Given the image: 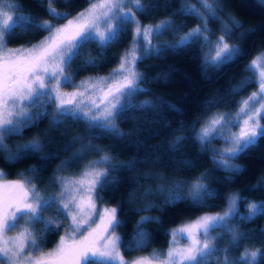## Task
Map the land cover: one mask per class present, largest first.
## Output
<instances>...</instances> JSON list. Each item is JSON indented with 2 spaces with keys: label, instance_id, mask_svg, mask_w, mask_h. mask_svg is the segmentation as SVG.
<instances>
[{
  "label": "snow or ice",
  "instance_id": "1",
  "mask_svg": "<svg viewBox=\"0 0 264 264\" xmlns=\"http://www.w3.org/2000/svg\"><path fill=\"white\" fill-rule=\"evenodd\" d=\"M199 2L205 11L195 5L185 10L199 17L202 23L180 36L177 44L170 47H183L203 40L209 46L206 63L218 67L235 60L242 53L228 42L231 31L226 22H222V34L214 42L210 39L208 19H217L219 0ZM48 4L50 15L55 18L63 16L67 23L55 25L49 20L40 22L39 18L31 15L14 14L18 6L9 0H0V151L5 153L4 158L9 162L40 151L38 138L17 145L15 151L4 141L12 135H19L40 115L39 109L45 108L48 102L53 105L51 126L65 119H84L90 128H101L118 137H123L124 133L119 130L116 121L126 108L150 106L147 101L141 105L131 104V98L143 91L138 83L142 74L137 71L136 65L142 58L159 53L160 49L152 44V38L154 34L166 31L169 21L142 25L137 18V12L145 14L146 11L142 0H89V6L71 19L67 18V13L57 12L52 7V0H48ZM128 24L134 25L132 41L109 76L89 77L75 85L74 91H61L62 85L71 82L66 69L81 55V49L90 41H95L102 49L106 48L120 39ZM17 29L21 34L39 30L46 31L48 35L30 46L8 48L7 40ZM94 64V58L84 61V66ZM249 68L264 69V52L253 58ZM243 87L244 84H241L233 91L238 92ZM32 108L38 111L32 113ZM233 115V124L239 126V132L223 135L222 130L231 116L219 113L205 121L198 132L193 129V138L203 148L220 134L227 146L216 153L219 159L213 162L218 168L238 173L239 166L230 163V160L264 138V124L261 123L264 118V70L259 72L258 91L243 99ZM83 139L76 137L73 142ZM183 139L185 137H177V142ZM87 147L91 149L92 145ZM134 163L129 162L125 167L131 169ZM63 167V164L59 166L60 169ZM114 167L112 157L105 151L99 160L89 161L78 177L54 176L52 179L58 184L59 192L48 195L42 194L30 178L7 181L0 171V264H95L94 257L104 258L105 264H209L213 257L216 264H264V246L244 247L239 256L232 253L233 248L240 247L241 242L247 239V234L240 232L233 223L234 218L251 220L264 215V202H261L249 203L247 217L241 216L238 211L241 197L238 194L227 197L226 207L221 212L202 215L171 230L172 241L166 253L153 251L148 256L126 261L120 252V237L115 234V229L121 224L117 217L118 209L104 207L98 210L94 198L105 186L115 183V178H109ZM183 187L177 184L175 188H161L160 191H168L166 202L172 203L181 199L172 193L179 192ZM188 187L193 201L197 203L205 194L213 195L203 183V174ZM53 206L56 215L44 216ZM60 217L70 219L64 228V235L59 237L53 249L44 251L37 242L38 238L42 239L43 232L50 231L53 224L56 228L62 227ZM153 219L155 217L145 216L138 222V249L143 247L147 238L142 226ZM20 220H23L22 225L17 223ZM36 224L44 225L39 230V237L34 228ZM17 227L20 228L17 235L6 236L8 231ZM217 230L229 237L228 245L223 249L217 244L223 235H212ZM178 236L187 240L184 246H178ZM26 241L32 251H25Z\"/></svg>",
  "mask_w": 264,
  "mask_h": 264
},
{
  "label": "trees",
  "instance_id": "2",
  "mask_svg": "<svg viewBox=\"0 0 264 264\" xmlns=\"http://www.w3.org/2000/svg\"><path fill=\"white\" fill-rule=\"evenodd\" d=\"M10 1L18 6L15 12L18 15H31L39 18L40 22L49 20L55 25L65 19L50 15L48 0ZM142 3L145 14L137 12L141 24L167 20L169 27L154 38L159 53L142 58L136 65L142 74L138 83L143 91L131 98V104L141 105L147 101L150 106L130 107L122 112L116 123L124 136L118 137L101 128H90L83 119H65L51 126L53 111L47 105L19 135H12L4 141L15 151L17 145L38 138L41 144L38 153L9 162L4 158L5 153L0 151V170L5 178H30L44 195L56 192L52 178L60 173L59 166L64 165V172H76L89 161L99 160L106 151L115 165L109 175L110 179L115 178V183L97 192L95 199L99 206L118 209L117 217L121 224L115 229V234L120 237V252L125 260L150 255L153 251L162 252L170 241L173 227L199 214L220 211L232 193L241 197L238 211L244 217L248 215L243 209L244 201L264 202V138L230 160L239 166L238 173L218 168L213 162L215 154L207 145L202 148L193 138V129L197 131L201 117L233 106L239 94L233 90L241 85L246 62L254 54L264 51V3L259 0H219L220 9L237 22L229 40L241 50L242 55L218 67L205 62L201 41L170 47L199 24L198 17L185 10L192 0H142ZM88 4L89 0H52V7L58 13H67V18ZM46 33L28 30L21 34L17 29L7 40V46H27ZM131 35L132 25L128 24L120 39L106 48H100L95 41L88 42L66 73L72 81L108 74L118 64ZM89 58L95 59L94 66H84V61ZM76 137L84 139L74 143ZM177 137L185 139L177 142ZM89 144L91 149L87 147ZM77 153L81 155L77 156ZM133 161L131 169L125 167ZM201 174L208 192L213 195L205 194L197 203L193 201L188 186L201 178ZM177 184L184 187L172 195L181 199L167 203L169 192L162 193L160 189L175 188ZM43 215H56L55 206ZM145 216L155 219L143 224L147 238L143 247L138 249L136 228ZM233 223L240 232L247 234L240 247L232 249L234 256H239L244 247L264 246V215L251 220L236 217ZM43 227L42 224L34 225L38 237ZM61 229L53 224L50 231L43 232L42 239L38 238L39 246L51 247ZM215 232V235H223L217 244L219 248H225L229 237L219 230ZM209 264H216V258L213 257Z\"/></svg>",
  "mask_w": 264,
  "mask_h": 264
},
{
  "label": "rangeland",
  "instance_id": "3",
  "mask_svg": "<svg viewBox=\"0 0 264 264\" xmlns=\"http://www.w3.org/2000/svg\"><path fill=\"white\" fill-rule=\"evenodd\" d=\"M259 1L262 2V3H264V0H259ZM9 2H11V1L9 0ZM11 3H12V2H11ZM191 5H195L196 8L200 9L201 11H205V10L202 8V5L200 4L199 0H192V3L189 4V7H190ZM88 6H89V4H88L85 8H87ZM85 8H84V9H85ZM220 8H221V6H220ZM84 9H82V10H80V11H83ZM80 11H79V12H80ZM220 11H222V14H221V12L218 11L217 14H216V15H217V19H212L211 17H209V19H208V28L210 29V32H211V37H210V39H211L213 42L216 40V38H217L219 35L222 34V33H221V29H222L223 26H224V24H223L222 22H226V23L228 24V26H229L231 32L233 31V27H235V26L237 25V22L231 17V15H229L228 13H226L225 11H223V10H221V9H220ZM77 13H78V12H77ZM14 14H15V13H14ZM74 15H75V14H74ZM74 15H72L71 17H68V19H71ZM205 15H208V13L205 12ZM198 19H199V24H201L202 21L200 20L199 17H198ZM233 21H235L236 23H233ZM65 23H67V19H64L63 21H61L60 23H58V24H56V25H59V24H65ZM158 23H160V22H158ZM155 24H157V23H155ZM155 24H142V25H155ZM131 25H132V24H131ZM133 28H134V25H132V35H131V38H130V40L128 41V43H127L126 47L124 48V50L122 51V54H123L124 51H125L126 49H128L129 46H130V43H131V41H132V36H133ZM187 32H188V31H187ZM47 35H48V33L44 34L39 40H37L36 42H34V43H32V44H35V43H37V42L43 40L44 37L47 36ZM156 35H157V34H154V35H153V38H152V44H153V45H155V44H154V38H155ZM200 41H201V43H202V47H203V50H204V57H206V55H208V53H209V46L206 45V44L204 43L203 40H200ZM228 42H229L230 44H232L230 40H228ZM32 44H30V45H32ZM30 45H27V46H30ZM232 45H233V44H232ZM7 47H8V48H13V49H15V48H19V47H21V46H14V47H9V46H7ZM141 51H142V49H141ZM261 52H264V51H260V52H258V53H256V54H254V55H253V56H252V57L246 62L245 66H244V72H243L244 75H243L242 80H241V82H240L241 84H244V87H243L242 89L239 90V94H238V96L235 98L233 106H231L230 109L214 111V112H211V113H209V114H207V115L201 117V118L199 119V122H198V125H197V132L200 130L201 125H202L205 121L209 120L213 115H215V114H219V113H228V114H230V116H231L229 123L226 124V125H225V128L222 130V131H223V135H228L229 132H239V131H240L239 126H238V125H235V126H234V124H233V121L235 120V116H234L233 114H235V113L237 112L238 107H239V104H240V102H241L243 99H246V98H247L249 95H251V93H253L254 91H258V76H259V72H260L261 70H264V69L256 68V69L253 70V69H250V68H249V65H250L251 61L253 60V58H255L256 56H258ZM119 63H120V60H119L118 64H119ZM118 64H117V65H118ZM209 64L212 65L211 63H209ZM117 65H116L114 68H116ZM114 68H113V69H114ZM113 69H112V70H113ZM112 70H111L108 74H106V75H100V76H85V77H81V78L75 79V80H73V81L71 80V82H70L69 85H62V86H61V91H63V92H72V91L75 90V87H74V86L77 85V84H79L82 80H85V79H87V78H89V77H107V76H109V74L112 72ZM245 82H246V83H245ZM93 98H94V99H98V98L95 97V96H94ZM85 102L87 103V101H85ZM253 103L256 104L255 101H254ZM47 105L50 107V109H51V111H52L53 105L51 104V102H48ZM47 105H46V106H47ZM256 106H258V104H257ZM101 108H103V105H101ZM43 109H44V108H43ZM43 109H39V111H42ZM34 110H38V109H37V108H32V109H31V112L33 113ZM93 111H95V109H93ZM83 120H84V119H83ZM261 123L264 124V118L261 119ZM207 146L209 147L210 151H211L212 153L215 154V159H219V156H217L216 153H217L218 151L222 150V149H223L224 147H226L227 145H226L225 140L221 138V135H220V134H217L214 138H212V139L210 140V142L207 144ZM87 165H88V163H87L86 165L81 166L76 172H70V173H69V171L64 172L65 170H62V169H59V168H58V172H60V173H56V176H67V177H73V178L78 177V176L81 174V172L85 169V167H86ZM0 171H1V170H0ZM4 179L7 180V181H14V180H18V179H24V177H19V178H14V179H8V178H5V177H4ZM55 184H56V187H57L56 192H59V186H58V184H57L56 182H55ZM56 192H55V193H56ZM232 194H235V193H232ZM230 195H231V194H230ZM94 198H95V197H94ZM95 201H96V199H95ZM226 203H227V202H226ZM249 203H257V204H259V202L254 201V200H246V201H244V202H243V209L245 210L246 214H248V212H247V205H248ZM104 207H105V206H99V205L97 204V202H96V208H97L98 210H101V209H103ZM225 207H226V204H225V206H224L220 211H218V212H221ZM214 213H217V212H213V213H211V212H207V213L199 214V215H197V216H195V217H193V218H191V219H188V220H184V221H182L181 223H179L178 225H176L175 227H173L171 230L180 227V226H181L182 224H184V223L191 222V221L195 220L196 218H198V217H200V216H202V215H205V214H214ZM94 219H98V217H94ZM62 221H63V224H62L61 233H60V235L58 236L56 242H55L51 247H49V248H42L44 251H49V250L53 249V248L56 246L57 242L59 241V237H60L61 235H64V228L67 227V224L70 222V219H69V220H64V218L62 217ZM17 223H18V225H22V224H23V220H20V221H18ZM19 231H20V228L17 227V228H15V229L11 230V231H8V232L6 233V236H7V237H13V236L17 235V233H18ZM170 233H171V231H170ZM215 234H217V233H216V232H215V233H212V235H214V236H218V235H215ZM171 241H172V236L170 235V241H169L168 245L166 246V248H165L162 252H158V253H166L167 250H168V248H169V245H170V242H171ZM177 243H178V246H184V245L187 243V240H186V239H181V238L178 236V237H177ZM27 244H28V242L26 241V249H25V251H26V252H27V251H32V249L29 248V247L27 246ZM142 256H148V255H142ZM142 256H137V257H142ZM135 258H136V257H134V258H132V259H130V260H133V259H135ZM92 260L95 261V264H105V262H104V258L94 257V258H92ZM130 260H126V261H130ZM82 264H83V262H82Z\"/></svg>",
  "mask_w": 264,
  "mask_h": 264
}]
</instances>
